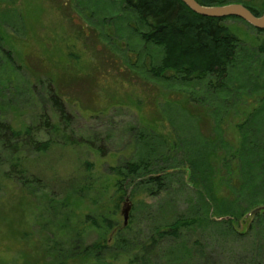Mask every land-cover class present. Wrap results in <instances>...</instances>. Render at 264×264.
<instances>
[{
    "label": "rangeland",
    "instance_id": "rangeland-1",
    "mask_svg": "<svg viewBox=\"0 0 264 264\" xmlns=\"http://www.w3.org/2000/svg\"><path fill=\"white\" fill-rule=\"evenodd\" d=\"M123 8L122 0H0V120L22 128L36 125L43 114L57 123L59 115L46 93L50 84L68 114L64 133L93 146L60 140L45 152L29 153L25 165L41 178L42 189L34 192L0 172V264H51L53 240L64 243L73 236L80 249L97 239L103 232L88 226L84 215L107 211L108 205L111 210L107 192L112 188L91 192L83 203L71 206L69 225L68 208L56 202L54 216L44 194L62 196L61 181L79 175L85 160L105 179L111 167L139 159L151 146L154 156L164 154L172 164L184 165L194 157L197 164L192 170L199 182L192 184L193 174L190 179L180 168L172 170L166 188L156 195L144 186L127 187L134 190L128 197V222L124 224L122 214L124 196L111 214L115 228L106 234L107 259L123 264L134 253L142 254L149 228L185 215L198 221L179 238L160 241L150 252L151 264H234L235 255L250 250L251 226L264 227L261 213L247 212L244 224L242 217L234 222L243 237L223 231L224 221L198 217L211 205L202 185L223 201L219 207L230 206L234 199L220 178L232 171L233 182H239L240 170L227 157L223 166L222 158L242 137L244 129L238 130L236 124L264 99V66L256 51L261 34L239 18L221 21L240 39V62L230 68L228 86L213 91L205 81L152 77L144 62L151 58L158 64L162 48L139 38L132 28L135 17ZM70 50L79 59L71 58ZM140 134L150 141L143 143ZM47 136L38 134L41 139ZM158 163L163 162L153 158L152 167ZM121 238L125 240L120 242Z\"/></svg>",
    "mask_w": 264,
    "mask_h": 264
},
{
    "label": "trees",
    "instance_id": "trees-1",
    "mask_svg": "<svg viewBox=\"0 0 264 264\" xmlns=\"http://www.w3.org/2000/svg\"><path fill=\"white\" fill-rule=\"evenodd\" d=\"M196 1L207 6L239 2L255 15H260L264 10V0ZM122 2L123 10L135 17L132 28L139 38L146 44L150 43L162 48L163 54L158 64H154L151 58L149 62L146 60L144 62L147 72L152 77L167 81L179 80L186 83L205 81L207 88L213 91H223L228 86L229 70L240 62L238 53L241 43L237 35L227 25L221 23L225 18L195 13L182 0H122ZM254 29L261 34V38L256 44V51L262 55V66H264V29ZM67 54L74 60L78 57L73 53V50ZM7 56L12 61L10 52H7ZM46 93L59 115L57 123H52L49 118H42L43 114L36 125L29 124L22 128H15L7 121L0 120V152H2L0 172L6 178L13 180L20 187L28 188L31 192L38 188L42 189V187L41 178L35 173L29 172V168L25 165V157L29 153L45 152L51 148L53 143L60 140L65 144L83 141L80 140L81 138H70L67 133H64L69 120L64 106L60 102L61 98L50 87V84ZM259 101V107L250 111L243 122L236 124L238 130L244 129L241 132L242 137L238 145L225 152L222 158L223 166L226 165L227 157L240 170L239 182H233L232 171L229 175L220 178L221 183L225 184L228 190L233 193L234 199L228 203L235 209L228 208L230 206L219 207L220 203L223 205V201L215 196L213 190L209 192L207 190L209 187L204 188L202 185L206 194H204V199H207L211 205L202 208L198 217H209L210 222L213 219L218 222H226L225 230L223 228L222 230L227 231L229 235L241 236L243 233L236 231L233 227L234 222L242 217L241 223L244 224L246 221L244 215L247 212L257 206L264 205V125H262L264 124V99L260 98ZM40 132L48 135L47 138H39ZM138 137L143 140V143L150 141L144 134H140ZM83 142L92 146L89 140ZM152 150L153 147L151 146L149 152L139 159L125 161L116 167H111L105 179H102L101 175L95 174L92 170L93 164L85 160L79 175H73L61 181L64 189L62 196H55L56 194H51V191H47L49 194H44L48 198V209L54 216L56 202L62 209L68 208L65 218L69 225L70 212L74 210L71 206L83 203L84 198H87L91 192L113 189L112 193L107 192L108 197H110L109 202L112 203L111 210H109V205L107 207V211L109 210L110 213L105 211L106 209H102L97 215L90 213L84 215L83 221L87 222L88 226L99 229L103 234L98 235V238L89 244L81 246L80 249L78 248L79 241L72 239L73 236L68 237L64 242L66 244L59 242L58 239L53 240L54 257L51 264H122L111 260V258L107 259L104 255L108 247L106 234L115 228L111 214L115 213L122 197H130L137 185L144 186L150 194L156 195L166 188L165 179L172 170L184 169L191 179L192 169L197 164L194 157L184 160L187 162L184 165H179L178 161L172 164L164 154L160 158L154 156ZM198 151L201 153L200 150ZM153 158L163 162L162 165L155 164L157 169L152 167ZM4 165L5 167H3ZM230 170L232 169L227 171ZM198 172H201L200 169ZM194 174L192 175V184L199 182ZM129 186H132L134 190H128L127 187ZM242 200L245 203L244 206H241ZM93 201V204L97 202L96 197ZM217 201L219 202L215 203ZM259 213L264 215V209L252 215ZM197 221L195 216L180 215L168 222L154 224L151 229L149 228L147 242L142 246L144 250L142 254L134 253L133 257L123 264H151L150 252L157 248L160 241L168 238H179L184 229L191 227ZM258 225L251 226L250 250L246 249L243 253L235 255L234 264H264V227L260 226V223ZM61 226L63 229L65 223L63 222ZM79 233L77 232V234ZM124 240L125 238H121L120 242ZM115 243L118 241L116 240ZM48 257L51 258L49 255ZM77 257L79 260L75 261Z\"/></svg>",
    "mask_w": 264,
    "mask_h": 264
},
{
    "label": "water",
    "instance_id": "water-1",
    "mask_svg": "<svg viewBox=\"0 0 264 264\" xmlns=\"http://www.w3.org/2000/svg\"><path fill=\"white\" fill-rule=\"evenodd\" d=\"M182 1L195 13L216 18L238 17L253 26L254 28L264 29V10L260 15H255L249 8L239 2H230L222 5L207 6L201 5L196 0ZM130 209L131 202L127 196L125 201L123 202L122 207L124 224L128 222ZM261 209H264V205L255 207L249 212V214H253Z\"/></svg>",
    "mask_w": 264,
    "mask_h": 264
}]
</instances>
